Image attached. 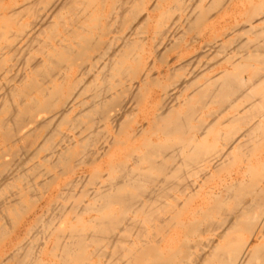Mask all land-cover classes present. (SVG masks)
<instances>
[{
	"label": "bare ground",
	"instance_id": "obj_1",
	"mask_svg": "<svg viewBox=\"0 0 264 264\" xmlns=\"http://www.w3.org/2000/svg\"><path fill=\"white\" fill-rule=\"evenodd\" d=\"M22 1L0 0V264H264V186L178 220L161 205L264 135V2L244 9V36L219 46L221 60L199 77L197 59L234 5L178 45V74L151 58L203 16L194 0H37L19 13ZM157 122L180 140L150 137L138 152L143 124Z\"/></svg>",
	"mask_w": 264,
	"mask_h": 264
},
{
	"label": "rangeland",
	"instance_id": "obj_2",
	"mask_svg": "<svg viewBox=\"0 0 264 264\" xmlns=\"http://www.w3.org/2000/svg\"><path fill=\"white\" fill-rule=\"evenodd\" d=\"M211 1L212 0H194V2H191L193 5L194 4L196 5V6L194 5L196 7L195 13L196 14L198 13L197 15L203 14V16H201L200 18H197L195 21L196 23H194L191 27L186 28L183 34L179 33L175 42L170 43L168 47L165 46L160 49L161 59L151 58V62L152 63L154 62V66L156 69L162 71L166 66V62H169V65L172 67H177V68L180 67V65H182L185 59L180 60L181 56H178V51L182 47L179 49L178 45L179 46L183 45L185 41H188L192 39L193 37H198V38L202 37L203 33L206 31V29H208L209 23L218 18H219L218 20H220L221 22L222 21L221 15L223 11L228 9L226 8V6L229 7L230 5L231 6L234 5L235 7L233 6L234 7L233 10L231 8V11H233V15L231 16V18L226 19L225 20L226 22L220 23L219 27H216L214 29L216 33V37H213V36L208 37V39L210 40L209 43L212 42V45H214L215 48H213L211 52H208L206 55H201V57L197 59V60H200V64L198 65L195 64L194 66L196 70L200 69V74L198 75L199 77L209 76V69L212 68L213 66H216V62L221 60L222 54L221 53L219 54L218 52H215V51H218V50L222 51L223 49H219L218 47L219 46L227 47L229 44L232 43L231 40H234L235 38H237L238 35H241V34L243 35V32L242 31L238 32V30L242 28L244 24V20H245L244 9H249L251 11H254L251 8L253 5L258 6L261 2H264L263 0H216L215 3L210 5ZM164 2L166 3V4L164 3L166 6L173 4L171 0L170 2L168 0L167 1L164 0ZM37 3H38L37 0H23L22 2L19 3V7H18L19 13H26L27 7L29 8L30 6H33L35 7V9H37L38 7H41L44 4L43 2L42 3L40 2V4L37 5ZM229 12H228V15H229ZM1 13L2 12L0 10V15ZM178 13L179 12L177 10L174 12V14H178ZM228 15H226L225 18H227ZM252 38L253 37H251L250 39ZM136 51L137 50H135L133 53H136ZM200 51H202V49H199L197 47L196 51L193 52L191 56L195 57L196 54H198V52ZM224 51H226V49ZM131 64H135V63L132 62ZM177 72L178 74H182L183 70H181V68H178ZM152 76L155 77V72H152ZM163 83H168V82L167 81L165 82L164 80ZM155 84L157 83H153L151 81L148 86L149 88L155 89L156 90L155 92H158L159 94H161V92L159 91L160 90L159 84H158V87H156ZM182 95H183V92H182ZM179 100L181 101V98H179ZM207 108L208 106L202 109L206 111ZM133 124H134V119L130 121V125L132 126ZM156 124L159 127V122L154 123V124L152 123L153 126L151 125L147 126L146 124H143L146 133L136 138V141H135L136 143L134 142V145H133L134 149H137L138 152L144 151L145 148L147 147L145 143L149 140L150 137H152L153 142H157V144L173 143L175 141L180 140V137H178V134H174L171 137L162 136L160 131L156 128ZM191 125H194V124H191ZM215 130H219V129H215ZM242 131H244V128L242 129ZM184 134H185V138L187 139L191 137V135L193 134V131L190 129L188 130V132H185ZM212 137H213L212 135L208 137V140H210L209 142L213 140ZM250 147H251V151H249L248 153L246 152L245 154H241L242 153L240 151L241 149H239L241 153L239 152L240 153L239 154L237 151V153H234V155L232 154L231 163L230 161H227L226 163L227 165L224 163L225 165L223 164V167L217 169L216 171L212 170L211 173L213 177L210 176L209 174L206 177V180L201 185L200 189L197 188V190H193V191L191 190L182 191L180 188L176 189L175 191L174 189L169 190L167 193V196L162 198V201L166 203L165 204L163 203L161 205L167 206L168 209L171 211L170 214H172V211L175 210V214H177L179 218L177 216L175 217H176V220H178L180 219L179 212L184 213L185 216L186 214L187 216L188 214L192 216L191 213L197 205H222L226 207V206L234 205V203L235 204L237 203V200L235 199L236 197L234 195H238V197L240 196V194L242 196H246V194L249 192L247 196L248 195L250 196L251 195L250 191L253 190L252 188H254L255 184L256 186L258 184L260 188L264 186V177L263 176L260 177L261 174L264 175V135L263 136L261 135V137L259 136L256 142V145H251ZM254 159H256L257 161H255ZM236 173L242 174V178H241L242 180L240 181L239 185L232 186L234 187V189L232 188L230 189L229 188L230 183H231L230 180L235 176ZM255 174H258V175H255ZM192 176L193 175L184 176V179L188 180L192 178ZM199 176L201 178L203 177L205 178V175L204 176L199 175ZM200 177H198V179ZM254 177L256 179H254ZM181 182L182 181H180V184ZM248 184L251 186L252 185L254 186L248 187L249 186ZM243 193H246V194L243 195ZM54 195H55V192H53V196L50 197L48 200V204L50 203V205L52 206L55 202V198H53ZM232 196H234V199L236 201H234ZM249 196L248 198L242 197V199H245L246 201H248L250 198H252L251 196L249 198ZM238 197L237 199H239L238 201H240L241 197L240 198ZM63 204L68 205L69 202L63 201ZM196 217H198L200 220L202 218V215L199 213V215H197ZM70 218H71V212L68 211L65 213V221H70ZM188 237H189L190 244L193 243V240L197 239V238H192L191 235H188L187 238ZM241 237L247 238L248 234L240 233L237 237V243L241 241ZM36 239L39 242L41 240L40 235L39 237L37 236ZM252 244H254V242H252ZM261 244L264 246V237L261 240ZM108 252H111V250H109ZM190 257L184 258L183 261H185V263L191 262ZM103 260L104 259H102V261ZM100 262H101V258H98L97 264H100ZM10 264H13V263L10 262Z\"/></svg>",
	"mask_w": 264,
	"mask_h": 264
}]
</instances>
